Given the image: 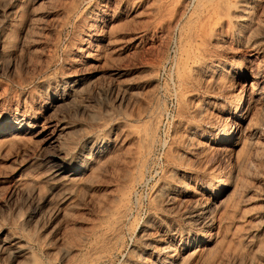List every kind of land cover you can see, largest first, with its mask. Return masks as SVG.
Returning <instances> with one entry per match:
<instances>
[{
  "label": "rangeland",
  "instance_id": "374dc122",
  "mask_svg": "<svg viewBox=\"0 0 264 264\" xmlns=\"http://www.w3.org/2000/svg\"><path fill=\"white\" fill-rule=\"evenodd\" d=\"M249 1L246 22H214L204 0H0V264L132 263L150 218L180 227L177 264L184 215L231 177L240 201L188 264H264V0ZM96 140L84 173L51 178Z\"/></svg>",
  "mask_w": 264,
  "mask_h": 264
},
{
  "label": "bare ground",
  "instance_id": "6f19581e",
  "mask_svg": "<svg viewBox=\"0 0 264 264\" xmlns=\"http://www.w3.org/2000/svg\"><path fill=\"white\" fill-rule=\"evenodd\" d=\"M202 1V0H201ZM249 0H204V2L202 3L203 4V7L205 8V12H207V17L208 18H211V21L212 20H214V22H215V20H218V19H222V18H227L228 19V17L230 16V14L231 13H233V11H234V14L236 13H238V15L240 14H242V19L241 18H239V19H241V21H243V22H246L247 21V19H246V17L248 16V13H249V11H252V8L250 9V7H251V3H249V2H251V1H249ZM254 1V0H253ZM259 1V0H258ZM257 1V2H258ZM255 2V1H254ZM199 3H201L200 1H199ZM252 5H253V3H252ZM254 6V5H253ZM252 6V7H253ZM201 8L202 10L204 9V8ZM250 9V10H249ZM169 10V9H168ZM172 12V11H171ZM170 12V13H171ZM203 13H204V11H203ZM252 13V12H251ZM234 14H231V16L233 15L234 16ZM238 15H236V16H234V17H236L237 19H238ZM13 16V15H12ZM249 16H251V14L249 15ZM233 17V18H234ZM240 17V16H239ZM249 19H250V17H248ZM203 19H205V17L203 18ZM207 19V18H206ZM236 19V20H237ZM228 20H232V19H228ZM234 20V19H233ZM251 20V19H250ZM210 21V20H209ZM210 21V22H211ZM241 21H238L239 23L241 22ZM218 22V21H217ZM248 22H249V20H248ZM247 22V23H248ZM205 23L207 24V20L205 21ZM212 23V22H211ZM242 23V22H241ZM252 23V22H251ZM202 24V23H201ZM249 24V23H248ZM257 24V23H256ZM242 25V24H241ZM244 25H245V23H244ZM203 26H205L204 24H203ZM243 26V25H242ZM247 26V25H246ZM246 26H245V28H246ZM251 26V25H250ZM249 27V26H248ZM244 28V29H245ZM252 28H254L253 26H252ZM202 29H203V34L205 35L206 34V29H205V27H202ZM246 29H248V28H246ZM238 31V30H237ZM249 31H251V30H249ZM205 32V33H204ZM211 32V31H210ZM208 33V32H207ZM202 34V33H201ZM203 34H202V36H203ZM210 34V33H209ZM263 34V33H262ZM247 36V35H246ZM205 37H206V35H205ZM253 37H255V36H253ZM213 38V37H212ZM255 42V41H254ZM3 45L0 43V48L2 49L3 47H2ZM0 49V50H1ZM188 57V56H187ZM1 66V65H0ZM185 70V69H184ZM183 70V71H184ZM76 81V80H75ZM74 81V82H75ZM64 82V81H63ZM68 82V81H67ZM67 82H65L64 84H62L60 87H59V91L61 92V96H63V97H61L60 95L58 96V97H61V98H63L64 100H67V99H70V98H72L75 94H77L78 93V88H75V86H73V85H71V83L69 84V83H67ZM76 83V82H75ZM59 84V83H58ZM73 84V83H72ZM76 85V84H75ZM58 86V85H57ZM77 86V85H76ZM56 88V87H55ZM55 88H54V90H55ZM81 89V88H80ZM53 90V89H52ZM80 91V90H79ZM54 93H55V91H54ZM56 94V93H55ZM110 95V94H109ZM56 96V95H55ZM117 96V95H116ZM57 97V98H58ZM73 98H75V97H73ZM122 96L120 97V98H118L117 100L119 101V103L122 101ZM113 99V98H112ZM62 102V101H61ZM63 105V104H62ZM55 107V106H54ZM245 111V109H243V111H241V113L242 112H244ZM250 111V110H249ZM246 113V116L245 117H242V123H245L247 126L249 125V124H247L248 123V119H247V111L245 112ZM245 115V114H244ZM241 118V117H240ZM52 119V118H51ZM240 121V120H239ZM30 124V123H29ZM31 127L32 126H29V125H25V126H22V129H24V128H30L31 129ZM19 130V129H18ZM253 132V131H252ZM235 133V132H234ZM251 133V132H250ZM255 133V132H254ZM230 134V133H229ZM253 134V133H252ZM251 135V134H250ZM234 136V135H233ZM235 136L236 137H233V139H237V141H236V143H235V145H238V143H239V141H240V139H241V137H240V130L239 131H237L236 132V134H235ZM249 136V135H248ZM252 136V135H251ZM264 136V135H263ZM250 137V136H249ZM248 138V137H247ZM254 138V137H253ZM226 139H227V137H226ZM225 139V140H226ZM224 140V139H223ZM224 140V141H225ZM232 140V139H231ZM245 140H247L246 138H245ZM249 140V139H248ZM253 141H254V139H252ZM251 139L249 140V141H252ZM92 141V140H91ZM248 142V141H247ZM242 143H243V141H242ZM241 143V144H242ZM100 142H99V140L97 141H95V142H93V150H92V152H91V157L90 158H87L86 156H84L83 154H81V155H79V157L77 158V159H75L70 165H64V164H62L61 163V165L60 164H56L55 165V169L53 170V176H51V178L54 180V181H56V180H58V179H56L57 177L59 178V176L61 175V174H66V176L64 177V179H62L61 177V179L60 180H65V179H68V177L69 178H71V176H76V175H80V174H82V173H84L85 172V170H86V168L89 166V165H91L92 163H94V162H96V159H98L99 157H100V151H99V147H100ZM140 144V143H139ZM251 144V143H250ZM85 146V145H84ZM242 146V145H241ZM146 147V146H145ZM102 148V147H101ZM222 149V148H221ZM224 153V152H223ZM57 157H58V154L56 155V156H54V158L55 159H57ZM229 159V158H228ZM174 160V159H173ZM236 161V160H235ZM85 163H86V165H87V167H85ZM131 168V167H130ZM129 168V169H130ZM51 172H52V170H51ZM236 172V171H235ZM68 173V174H67ZM126 173V172H125ZM131 173V172H130ZM260 173V172H259ZM127 175V174H126ZM184 177V176H183ZM182 178V177H181ZM52 179H49V180H52ZM56 179V180H55ZM131 179V178H130ZM130 179H128V181H130ZM133 179V178H132ZM131 179V180H132ZM178 179H180V178H178ZM227 179V178H226ZM69 180V179H68ZM176 180V179H175ZM224 180V179H223ZM125 181V180H124ZM178 181V180H177ZM237 179H235L234 177H231V179H229L228 181H226L225 183H226V185L224 186V189L222 190V192H223V197L221 198V199H217V198H219V197H214V200L215 201H211L212 203H210V204H205V205H203V206H201V207H198L197 209H195V208H193L194 210L193 211H191V209H190V213H189V211L187 212V213H189L188 215H184V217H186L187 218V221L188 222H186V223H188L187 224V226L189 225L190 227H191V231H192V229H194L193 230V232H191V233H189V235H188V239L186 240L187 241V243H186V245L184 246V249H183V251H184V253H185V255H184V257L182 258V260H181V262L179 261V263L177 262V264H188L189 263V261H191V259H193L194 257H195V259L197 260V258H196V255H198L197 253H198V251H200L199 249H197L198 247H197V245L202 241L200 238H199V236H201L202 235V237H204V235H205V233L206 232H211L213 229H214V227H215V223H216V215L218 214V213H220V212H222V211H224L225 209V207L230 203V202H232L233 200H234V202H237L238 201V199H237V201H235V197L236 196H238V195H236V192H237V188H238V184H237ZM127 182V181H126ZM179 182V181H178ZM178 182H176V183H178ZM181 182V181H180ZM179 182V184L181 185L182 183H180ZM221 182V181H220ZM62 183V182H61ZM64 183V182H63ZM128 183V182H127ZM126 183V184H127ZM130 184H131V182H129ZM128 183V184H129ZM55 184V183H54ZM127 184V185H128ZM125 185V184H124ZM174 185V184H173ZM53 186V185H52ZM169 186V185H168ZM177 186V185H176ZM223 186V185H222ZM126 187V186H125ZM164 187V186H163ZM179 187H181V186H179ZM237 187V188H236ZM63 188H65V187H63ZM169 188V187H168ZM167 188V189H168ZM202 188V187H201ZM243 188V187H242ZM124 189V188H123ZM166 189V190H167ZM178 189V190H177ZM183 189H184V186H183ZM186 189V188H185ZM240 189V188H239ZM158 192H157V194L156 195H160V194H164L165 196H167L170 200H174L175 201V198H177L178 197V194L177 193H179V192H177V191H179V188H177V187H175V188H172L171 187V189H169L168 191H166V192H164L163 191V189H159L158 188ZM187 190V189H186ZM124 192V191H123ZM182 193V192H181ZM218 193V192H217ZM217 193H215V194H217ZM239 193V192H238ZM183 194H185V192L183 193ZM52 195V194H51ZM161 195V196H162ZM181 195V194H180ZM220 195V194H219ZM241 195V194H240ZM122 196V195H121ZM163 197V196H162ZM184 197V196H183ZM240 197V196H239ZM47 198H48V196H47ZM65 198V197H64ZM63 198V199H64ZM217 200H216V199ZM241 198V197H240ZM239 198V199H240ZM163 199V198H162ZM166 200V199H165ZM183 200V199H182ZM47 201V200H46ZM52 201V200H51ZM240 201V200H239ZM238 201V202H239ZM244 201V200H243ZM173 202V201H172ZM237 202V203H238ZM49 203V202H48ZM53 204H55V203H53ZM59 204V203H58ZM236 204V203H235ZM49 205H50V203H49ZM52 205V204H51ZM169 205V204H168ZM170 205H172L171 203H170ZM169 205V206H170ZM200 206V205H199ZM53 207L54 206H52V209H53ZM59 207V206H58ZM51 209V208H50ZM169 209V208H168ZM226 209H228V208H226ZM165 210V209H164ZM169 211V210H168ZM226 211V210H225ZM120 212V211H119ZM123 212V211H122ZM47 213V212H46ZM53 213V212H52ZM116 213V212H115ZM186 213V212H185ZM227 213V212H226ZM225 213V214H226ZM117 214H119V213H117ZM113 216V215H112ZM115 216V215H114ZM117 216V215H116ZM131 216V215H130ZM218 216V215H217ZM106 217V216H105ZM218 217H220V215L218 216ZM119 218V217H118ZM156 218V217H155ZM116 219V218H115ZM151 219V218H150ZM148 220V221H146V223H144L145 225L143 226V228L142 229H140L141 231H140V239L142 240V242L141 243H143V249H141V250H139V252L140 253H138L139 255H138V257H137V259L135 260V262L137 261V260H140V261H144V260H146L144 257H142V255H150V256H152L153 257V259H155V261L154 262H151L150 264H173V263H171V262H173L172 261V259L174 258L173 256L176 254L175 253V245H174V240H175V237L177 236V234L179 235V233H180V227L179 228H174L173 226H171L170 224H167V223H163L162 221H161V219L157 222V220L156 221H152V220ZM186 220V219H185ZM185 220H184V222H185ZM218 221V220H217ZM258 222V221H257ZM255 224V223H254ZM259 224V223H258ZM217 225H218V223H217ZM261 225V224H260ZM260 225H259V227H260ZM183 226V225H182ZM220 226V225H219ZM218 226V227H219ZM257 227V226H256ZM256 227H255V229H256ZM258 227V228H259ZM263 228V227H262ZM183 229V228H182ZM190 229V228H189ZM219 229V228H218ZM184 230V229H183ZM185 231V230H184ZM261 231V230H260ZM183 232V231H182ZM181 232V233H182ZM189 232V231H188ZM183 234V233H182ZM188 234V233H187ZM211 235H212V233H210ZM208 235V239H209V237H211V235ZM217 233H215V235H216ZM181 235V234H180ZM207 235V234H206ZM222 236V235H221ZM180 237V236H179ZM182 237V236H181ZM206 237V236H205ZM207 238V237H206ZM212 238V237H211ZM205 239V238H204ZM214 239H215V237H214ZM213 239V240H214ZM210 241V243H212L213 245H214V241ZM224 240V239H223ZM222 241V240H221ZM203 242V241H202ZM201 242V243H202ZM207 242V241H206ZM210 243L208 244V245H210ZM259 243V242H258ZM263 243V242H262ZM205 244V243H204ZM16 245V244H15ZM14 245V249H12L13 251H14V253H17V252H19V247L18 246H15ZM208 245H206V247L208 246ZM212 245V246H213ZM205 246V245H204ZM211 246V247H212ZM141 247V246H140ZM183 247V246H182ZM206 247H204V250H206L207 248ZM210 247V248H211ZM142 248V247H141ZM174 248V249H173ZM209 248V247H208ZM110 249V248H109ZM139 249V248H138ZM22 251V250H21ZM137 251V250H136ZM202 251V250H201ZM200 251V252H201ZM135 252V251H134ZM177 252V251H176ZM199 252V253H200ZM203 252V251H202ZM20 254V253H19ZM136 254H137V252H136ZM28 255V254H27ZM177 255V254H176ZM175 255V256H176ZM202 255V254H201ZM203 256V255H202ZM253 256V255H252ZM151 257V258H152ZM177 257V256H176ZM175 257V258H176ZM198 257V256H197ZM201 256H199V258H200ZM180 259H181V257H179ZM205 258V257H204ZM202 259V258H201ZM201 259H199V260H201ZM195 260V261H196ZM203 260V259H202ZM206 260V259H205ZM150 261H152V260H150ZM135 262H133L132 261V263L131 262H126L125 264H136ZM138 263H140L139 261H137ZM149 262V261H148ZM196 262H198V261H196ZM203 263H204V261H202ZM144 263V262H143ZM122 264V263H121ZM149 264V263H148ZM176 264V263H175ZM200 264V263H199ZM211 264V263H210Z\"/></svg>",
  "mask_w": 264,
  "mask_h": 264
}]
</instances>
